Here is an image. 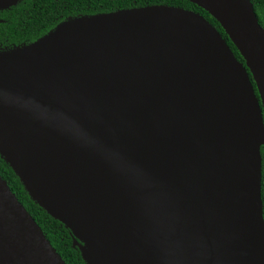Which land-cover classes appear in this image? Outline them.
<instances>
[{
	"label": "water",
	"instance_id": "obj_1",
	"mask_svg": "<svg viewBox=\"0 0 264 264\" xmlns=\"http://www.w3.org/2000/svg\"><path fill=\"white\" fill-rule=\"evenodd\" d=\"M186 1L244 64L166 6L0 52V154L87 264H264V28L250 0ZM0 264H67L1 176Z\"/></svg>",
	"mask_w": 264,
	"mask_h": 264
},
{
	"label": "trees",
	"instance_id": "obj_2",
	"mask_svg": "<svg viewBox=\"0 0 264 264\" xmlns=\"http://www.w3.org/2000/svg\"><path fill=\"white\" fill-rule=\"evenodd\" d=\"M250 1L254 5V10L260 25L264 28V0ZM23 2H25V4L19 9L15 8L11 15L23 18L28 34H22L15 22L12 23V26L8 25L9 32L12 33L13 36H18L21 42H26V44L17 45L15 47L24 45L29 46L70 21L122 10L166 6L169 8H181L202 15L227 41L236 58L241 63H245L240 52L229 39L219 22L208 12L186 0H24ZM1 27L5 28L7 24H3L0 28ZM253 84L256 94H258L256 85L254 82ZM0 176L8 183L18 200L33 216L64 261L67 264H87L82 257L79 247L74 244V236L71 231L61 222L50 216L44 208L33 200L15 170L5 161L1 154Z\"/></svg>",
	"mask_w": 264,
	"mask_h": 264
},
{
	"label": "flooded vegetation",
	"instance_id": "obj_3",
	"mask_svg": "<svg viewBox=\"0 0 264 264\" xmlns=\"http://www.w3.org/2000/svg\"><path fill=\"white\" fill-rule=\"evenodd\" d=\"M23 1L24 0H0V26L7 24V27L0 28V51L11 49L17 45L26 44L25 41L21 42L20 37L13 36L8 29V25L12 26V23L15 22L22 34H28V30L27 27H25V21L23 18L14 17L11 15L15 8L19 9L23 4H25Z\"/></svg>",
	"mask_w": 264,
	"mask_h": 264
}]
</instances>
